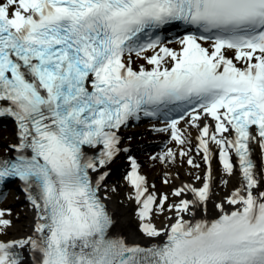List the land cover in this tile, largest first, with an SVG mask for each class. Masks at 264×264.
Wrapping results in <instances>:
<instances>
[{"label": "snow or ice", "instance_id": "obj_1", "mask_svg": "<svg viewBox=\"0 0 264 264\" xmlns=\"http://www.w3.org/2000/svg\"><path fill=\"white\" fill-rule=\"evenodd\" d=\"M142 117L179 146L152 160L206 165L199 185L157 194L127 157L147 243L114 231L105 203L130 151L121 129ZM0 119L16 137L0 201L18 182L35 213L30 234L3 239L14 221L0 207V264H264V0H0ZM217 157L239 186L209 217Z\"/></svg>", "mask_w": 264, "mask_h": 264}, {"label": "bare ground", "instance_id": "obj_2", "mask_svg": "<svg viewBox=\"0 0 264 264\" xmlns=\"http://www.w3.org/2000/svg\"><path fill=\"white\" fill-rule=\"evenodd\" d=\"M4 120V119H3ZM152 126H144L136 129H129L124 132V139L126 146H134L136 151L141 158V162L143 164L149 165L148 175L151 184H156L161 181H164L165 173L168 174L169 178H171L172 183L169 184L171 187L180 186L182 183H192L195 184L197 180L192 177V173H194L195 169L189 166L186 163V159L181 162L180 158H178L175 164H169L165 166L159 160H152L151 157L156 156L158 154L163 153L167 150V148H172L174 151L179 149V146L176 145L175 141H171L170 135L168 133H156L152 131ZM192 132L193 137L196 135L195 130L189 129ZM129 137L131 139H129ZM15 126L9 124L6 126L0 127V154H3V148L9 143L15 142ZM195 143V141H194ZM160 145L159 147L152 148L149 150V146ZM163 147V148H160ZM191 155L196 156L195 150L191 153ZM256 156L259 158V148L257 147ZM196 161L201 164V169L203 171L206 168L201 157L196 156ZM124 165L123 160L117 159L111 168L122 167ZM146 165V166H147ZM144 166V165H143ZM212 168L213 173L216 178L215 183V193L211 197L210 208L213 212H217L218 210L215 208V203H218L220 199H222L227 191H231L232 188L239 186V173L236 172L232 177L224 176L222 168L217 164V158L212 160ZM228 179L229 184L227 188L220 184V180ZM122 184L117 180H112L107 182V187L109 189L115 188L116 191H109V198L107 199L112 211L115 212V215L118 219L117 227L120 231L124 232L131 240H136L141 243H147L148 239L144 237L139 232V222L136 218V205L133 201H128L124 205L120 203V197L118 194V188ZM123 187L126 189V195L130 191L127 184H124ZM171 188V189H172ZM191 195L190 193L188 196ZM24 200L26 197L24 195H20V199L18 202L14 203L13 206H5V208H10L12 210V219L14 221V227L12 228V237L19 238L25 234H30L32 227L34 226V210L25 207ZM199 213V211H198ZM197 213V214H198ZM26 222L27 224H25ZM166 221L164 220L158 226H161Z\"/></svg>", "mask_w": 264, "mask_h": 264}, {"label": "rangeland", "instance_id": "obj_3", "mask_svg": "<svg viewBox=\"0 0 264 264\" xmlns=\"http://www.w3.org/2000/svg\"><path fill=\"white\" fill-rule=\"evenodd\" d=\"M132 128H134V127H131V129ZM130 129V128H129ZM133 146V145H132ZM136 149V148H135ZM150 149V148H149ZM144 166H143V169H146V172L148 173V169H150V168H147V167H149V165H147V164H143ZM147 165V166H146ZM195 172L194 173H192V177L193 178H195L197 175H203V169H195L194 170ZM112 179L113 180H118L117 179V177H115V176H113L112 177ZM118 182H119V180H118ZM120 183L122 184L119 188H118V196L120 197V203L122 204V205H124L126 202H128L129 200L127 199V195H126V189L123 187V182L122 181H120ZM196 184H200V181H197L196 182ZM156 187H157V190L158 191H160L161 193H171V191H172V187H171V185H169V184H165L163 181H161V182H159V183H157V185H156ZM170 199H172L171 197H170ZM26 208H27V206H25ZM28 208L30 209V207L28 206ZM165 215H168V213H165ZM165 220V216H158V217H156L155 218V221H157L158 223H161V222H163ZM25 224H27L26 222H24ZM12 229H10L9 230V233H8V235L7 236H5V237H2L3 239H9V238H12Z\"/></svg>", "mask_w": 264, "mask_h": 264}]
</instances>
